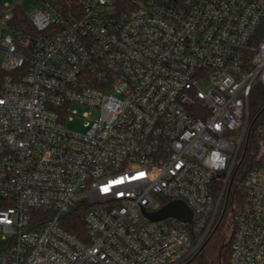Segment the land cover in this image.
Returning a JSON list of instances; mask_svg holds the SVG:
<instances>
[{
  "label": "built area",
  "instance_id": "obj_1",
  "mask_svg": "<svg viewBox=\"0 0 264 264\" xmlns=\"http://www.w3.org/2000/svg\"><path fill=\"white\" fill-rule=\"evenodd\" d=\"M35 1L0 0V264H198L264 87V0ZM172 201L191 222L145 216ZM230 264H264V157Z\"/></svg>",
  "mask_w": 264,
  "mask_h": 264
},
{
  "label": "trees",
  "instance_id": "obj_2",
  "mask_svg": "<svg viewBox=\"0 0 264 264\" xmlns=\"http://www.w3.org/2000/svg\"><path fill=\"white\" fill-rule=\"evenodd\" d=\"M5 75L6 72L0 69V89ZM263 157L264 87L256 86L250 97L248 129L241 150L238 153L234 171L220 202L216 226L200 254L195 257L194 261L196 263L230 264L232 240L236 230L237 219L246 195V181L250 172L261 164ZM224 183L225 175L220 174L215 177L213 195L217 201L220 198ZM81 212L82 205L78 204L67 216L63 227L80 239L85 240L87 233L81 219ZM37 213L39 217H42V220L49 217V215H45L44 213ZM3 247V244L0 243V251L3 250Z\"/></svg>",
  "mask_w": 264,
  "mask_h": 264
},
{
  "label": "rangeland",
  "instance_id": "obj_3",
  "mask_svg": "<svg viewBox=\"0 0 264 264\" xmlns=\"http://www.w3.org/2000/svg\"><path fill=\"white\" fill-rule=\"evenodd\" d=\"M3 1H16L22 7L23 11L30 15L37 8L38 4L35 0H3ZM5 53L0 52V69L5 61ZM70 111L74 113L71 116V120L68 122V129L74 132H85L87 130V124H91L96 119L94 110L89 106L74 104L71 106ZM248 129V126H247ZM247 131V130H246Z\"/></svg>",
  "mask_w": 264,
  "mask_h": 264
},
{
  "label": "water",
  "instance_id": "obj_4",
  "mask_svg": "<svg viewBox=\"0 0 264 264\" xmlns=\"http://www.w3.org/2000/svg\"><path fill=\"white\" fill-rule=\"evenodd\" d=\"M152 221H159L169 217L189 223L192 221L193 214L189 207L182 201H172L165 205L160 211L154 214L144 213Z\"/></svg>",
  "mask_w": 264,
  "mask_h": 264
}]
</instances>
